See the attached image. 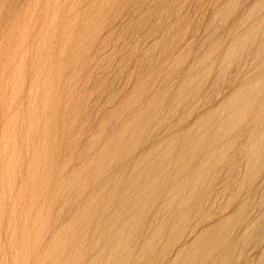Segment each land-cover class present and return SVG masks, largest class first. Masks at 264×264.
<instances>
[{"label":"rangeland","instance_id":"1","mask_svg":"<svg viewBox=\"0 0 264 264\" xmlns=\"http://www.w3.org/2000/svg\"><path fill=\"white\" fill-rule=\"evenodd\" d=\"M263 1L0 0V264H201L200 248L213 242L200 234L240 208L254 227L231 263L261 264ZM248 83L259 94L227 104ZM250 130L258 132L254 162Z\"/></svg>","mask_w":264,"mask_h":264},{"label":"bare ground","instance_id":"2","mask_svg":"<svg viewBox=\"0 0 264 264\" xmlns=\"http://www.w3.org/2000/svg\"><path fill=\"white\" fill-rule=\"evenodd\" d=\"M263 2H264V1H263ZM260 3H261V1H260ZM261 5H263V7H264V4H261ZM257 6H258V5H257ZM259 6H260V5H259ZM253 8H254V7H252V11H251V12H253ZM256 9H259V8L257 7ZM247 10H248V9H247ZM250 10H251V9H250ZM260 10H261V9H260ZM262 10H263V9H262ZM245 13H246V12H245ZM253 14H254V13H253ZM263 16H264V15H263ZM260 20H261V19H260ZM262 20H263V19H262ZM256 22H257V21H256ZM262 23H263V22H262ZM251 24H252V23H251ZM239 25H240V24H239ZM257 25H258V23H257ZM262 25H263V24H262ZM230 26H231V25H230ZM259 26H260V25H259ZM259 26H257V27H259ZM254 27H255V26H254ZM254 27H253V28H254ZM263 27H264V26H263ZM253 28H250V27H249L248 29H249L250 31H251V29H252V31H253ZM254 29H255V28H254ZM249 30H248V31H249ZM259 30H260V29H259ZM261 30H262V27H261ZM248 31H247V32H248ZM250 31H249V32H250ZM233 32L235 33V36H234V37L231 36V37L235 38L236 35H238V34H237L235 31H233ZM249 32H248V33H249ZM256 32H258V30H257ZM245 33H246V32H245ZM246 34H247V33H246ZM254 34H255V33H254ZM232 35H233V34H232ZM244 35H245V34H244ZM244 35H242V37H243ZM238 36H240V35H238ZM250 36H251V35H249V37H250ZM253 36L256 37V34L253 35ZM262 36H263V35H262ZM262 36L260 35V37H262ZM229 37H230V36H229ZM240 37H241V36H240ZM257 37H258V36H257ZM260 37H258V38L260 39ZM247 38H248V37H246V41H244V42H247ZM231 39H232V38H231ZM237 39H239V40H237V41H242V40H243V38H242V40H240L241 38H239V37H238ZM244 39H245V37H244ZM251 39H252V38H251ZM253 39H254V42H255V38H253ZM253 39H252V40H253ZM259 39H257L258 42H259ZM261 39H262V38H261ZM248 40H249V39H248ZM252 40H251V42H252ZM263 40H264V39H263ZM232 41H233V39H232ZM232 41H231V42H232ZM235 42H236V41H235ZM262 42H263V41H262ZM259 43H260V42H259ZM232 44H233V43H232ZM232 44H230V45H232ZM243 44L245 45V43H243ZM250 44H251V43H250ZM223 45H224V44H223ZM238 45H239V43L237 42V46H238ZM259 45H260V44H259ZM259 45H256V47L259 46ZM221 46H222V45H221ZM232 46H233V45H232ZM247 46H250V45H248V43H247ZM254 46H255V43H254ZM219 47H220V46H219ZM229 47H230V46H229ZM234 47H235V46H233V48H234ZM245 47H246V46H245ZM245 47H244L243 49H245ZM222 48H223V47H222ZM224 48H225V47H224ZM233 48H232V49L230 48V49H231L232 51H234L235 48H234V49H233ZM248 48H249V47H248ZM230 49H229V50H230ZM237 49H238V48H237ZM243 49H242V50H243ZM226 50H228V49H226ZM231 50H230V53L232 52ZM254 50H255V49H254ZM258 51H259V52H258ZM260 51H264V45H263V44H262V47L260 46L259 49L256 50L255 60H259L260 56L262 55V52H260ZM224 52H225V51H224ZM235 52H236V51H235ZM253 52H254V51H253ZM263 53H264V52H263ZM236 54H237V53H236ZM237 57H239V56H237ZM237 57H236V58H237ZM252 57H253V55H252ZM252 57H251V58H252ZM263 57H264V56H263ZM240 58H241V57H240ZM230 59H231V56H230ZM262 59H263V58H262ZM235 60H236V59H235ZM238 60H239V59H238ZM238 60H237V61H238ZM239 61H240V60H239ZM261 61H263V60H261ZM258 64H259V63H258ZM258 64H257V65H258ZM245 65H246V64H245ZM248 65H249V64H248ZM257 65H254V66H255V67H258ZM259 66H260V65H259ZM263 68H264V63L261 64V66L258 68L259 70H257V73L260 72ZM250 73H251V72H250ZM257 73H256V74H257ZM251 74H252V73H251ZM256 74H255V75H256ZM252 75H254V73H253ZM255 75H254V76H255ZM249 76H250V75H249ZM243 77H244V76H243ZM244 79H245V78H243V80H244ZM246 79H247V78H246ZM246 79H245V80H246ZM239 80H240V79H239ZM241 81H242V80H241ZM242 82H243V81H242ZM237 85H238V83H237ZM243 85H244V84H243ZM243 85H242V86H243ZM247 86H249L247 89H245V90L239 92V93H240L239 95H240L242 98H240L239 96H238V97H233L235 100H234L232 103H229L230 101L228 102V100H227V102H228L227 104H229V105L231 104V105H232L231 107H233V105H236V106L239 105V106H240V104H241V103H240V102H241L240 100H242V99L244 98V95L246 94V96H247L248 93H254V92H255V87L258 86V85L254 86V85L248 83ZM247 86H246V87H247ZM234 88H236V87H234ZM260 89H261V88H260ZM234 90H235V89H234ZM262 90H263V89H262ZM257 91H258V90H257ZM260 91H261V90H260ZM260 91H259V92H260ZM237 92H238V91H237ZM231 93H232V91H231ZM256 93H257V92H256ZM256 93H254V94H256ZM261 93H263V92L261 91ZM257 94H259V93H257ZM257 94H256V95H257ZM263 94H264V93H263ZM228 95L230 96V94H228ZM231 95H232V94H231ZM235 95H236V94H235ZM250 95H251V94H250ZM250 95H248V98H247V99H249V96H250ZM246 96H245V97H246ZM252 96H253V95H252ZM252 96H250V97H252ZM260 96L262 97L263 95L261 94ZM260 96H259V97H260ZM255 98H256V97H255ZM257 98H258V97H257ZM260 99H264V98H260ZM260 99H259V100H260ZM231 101H232V100H231ZM257 101H258V99H257ZM262 101H263V100H262ZM243 102H244V101H243ZM243 102H242V103H243ZM224 103L226 104L225 101H224ZM224 103H223V105L225 106ZM259 104H260V103H259ZM263 104H264V103H262L261 105H263ZM241 105H242V104H241ZM257 105H258V104H257ZM226 107H227V106H226ZM226 107H225V108H226ZM242 107H243V106H242ZM244 107H245V106H244ZM223 108H224V107H223ZM228 108H230V107L228 106ZM234 108H235V106H234ZM238 108H239V107H238ZM249 108H251V107H249ZM259 108L261 109V107H259ZM259 108L256 107V112L259 110ZM221 109H222V108H221ZM221 109H220V110H221ZM257 109H258V110H257ZM216 110H217V108H216ZM225 110H226V109H225ZM225 110H223V111L221 110V111L224 112ZM231 110H232V109H231ZM244 110H245V109H244ZM214 111H215V110H214ZM214 111H213V113H214ZM221 111H220V113H221ZM228 111H229V110H228ZM228 111H226V112H228ZM237 111H238V109H237ZM239 111H240V109H239ZM239 111H238V113H239ZM247 111H249V110H247ZM247 111H246V112H247ZM211 112H212V111H211ZM216 112H217V111H216ZM234 112H235V109H234ZM259 112H260V110H259ZM259 112H258V113H259ZM208 113H209V112H208ZM250 113H251V112H250ZM205 114H206V113H205ZM217 114H218V113H217ZM226 114H227V113H226ZM228 114H229V112H228ZM254 114H255V112H254ZM254 114H253V115H254ZM230 115H231V114H230ZM239 115H240V114H239ZM256 115H257V113H256ZM208 116H209V115H208ZM213 116H214V114H213ZM213 116H212V114H211L210 118L213 117ZM234 116H237V115L234 114ZM254 116H255V115H254ZM259 116H260V115H259ZM215 117H216V116H215ZM222 117H224V116L222 115ZM231 117H232V115L230 116V118H231ZM237 117H238V116H237ZM239 117H240V116H239ZM197 118H198V117H197ZM197 118H196V119H197ZM201 118H202V116H201ZM201 118L198 120V123L201 121ZM205 118L208 119L209 117H208V118L205 117ZM220 118H221V117H220ZM235 118H236V117H235ZM248 118H249V117H248ZM256 118H257V120H258V116H257ZM214 119H215V118H214ZM221 119H223V118H221ZM221 119H219V120L222 122ZM231 119H233V118H231ZM263 119H264V118H263ZM202 120H203V119H202ZM204 120H205V119H204ZM212 120H213V119H212ZM212 120H211V121H212ZM219 120L217 119L216 121H219ZM227 120H229V119H227ZM227 120H225V121H227ZM236 120H238V119H236ZM236 120H235V121H236ZM257 120H256V121H257ZM211 121H210V122H211ZM220 121H219V123H220ZM239 121H241V119H239ZM239 121H237V123H238ZM256 121L253 120V122H256ZM229 122L231 123V121H229ZM232 122H233V120H232ZM260 122H261V121H260ZM201 123H202V121H201ZM223 123H224V122H223ZM234 123H236V122H234ZM234 123H232V124H234ZM191 124H192V123H191ZM199 124H200V123H199ZM199 124H198V125H199ZM204 124H205V122H204ZM208 124H209V123H208ZM208 124H207V125H208ZM227 124H228V123H227ZM227 124H226V125H227ZM239 124H240V123H239ZM239 124H238V125H239ZM261 124H262V123H260L259 125H261ZM202 125H203V124H202ZM216 125H217V124H216ZM226 125H225V123H224L223 126H226ZM230 125H231V124H230ZM253 125H254V124H253ZM259 125H258V126H259ZM193 126H194V125H193ZM196 126H197V124H196ZM218 126H219V125H218ZM233 126H234V125H233ZM202 127H203V126H202ZM205 127H206V126H205ZM208 127H210V126H208ZM235 127H236V125H235ZM238 127H239V126H238ZM252 127H253V126H252ZM252 127H251V128H252ZM191 128H193V127H190V130H191ZM212 128H213V127H212ZM212 128H210V130H212ZM214 128H216V126H215ZM219 128H220V127H219ZM221 128H222V127H221ZM232 128H234V127L231 126V129H232ZM257 128H258V127H257ZM198 129H199V128H198ZM198 129H197V131H195V133H196V132H197V133H200ZM204 129H205V128H204ZM207 129H208V128H207ZM223 129H224V128H223ZM237 129H238V128H237ZM194 130H196V128H195ZM213 130H214V129H213ZM215 130H216V129H215ZM218 130H219V129H218ZM221 130H222V129H221ZM227 130H229V129H227ZM187 131H189V130H187ZM203 131L206 132V130H203ZM203 131H202V135H203V133H204ZM233 131H234V130H233ZM233 131H232V133H233ZM236 131H237V130H236ZM245 131H248V130H245ZM224 132H225V131H224ZM226 132H227V131H226ZM234 132H235V131H234ZM187 133H188V134H187ZM187 133H186V134H187L188 137H189V132H187ZM197 133H196V134H197ZM207 133H210V132H207ZM207 133H204V134L207 136ZM222 133H223V132H222ZM232 133H229V134H232ZM240 133H241V132H240ZM190 134H191V132H190ZM214 134H215V133H214ZM224 134L226 135V133H224ZM244 134H245V133H244ZM246 134H247V135H250L249 138H250V140H251V142H252L251 145H250V147H249V149H248L249 157H251L253 154L255 155V152H256V148H255V147H258V146H257V143H254L255 140H256V138H257V134H258V132L254 131V130H250L249 134H248V133H246ZM184 135H185V133H184ZM192 135H193V134H192ZM202 135H201V136H202ZM208 135H211V136H212L213 134H212V132H211V134H208ZM225 135H224V136L222 135V138H224ZM247 135H246V136H247ZM180 136H181V134H180ZM201 136L199 135V137H201ZM213 136H214V135H213ZM217 136H218V135H217ZM217 136H216V137H217ZM181 137H183V136H181ZM207 137H208V136H207ZM207 137H206V138H207ZM216 137H215V138H216ZM227 137H228V135H227ZM229 137H230V135H229ZM184 138H185V137H183L182 139H184ZM192 138H194V137H192ZM197 138H198V136H197ZM197 138H196V139H197ZM203 138H204V137H203ZM219 138H220V136H219ZM219 138L217 137L216 139H219ZM247 138H248V136H247ZM212 139H213V138H211V139H209V140H212ZM185 140H186V139H185ZM199 140H200V141H199ZM199 140H196V141H199L200 144H201V140H203V139L199 138ZM207 140H208V139H207ZM207 140H206V143H207ZM219 140H220V139H219ZM219 140H218L217 142H222V140H221V141H219ZM223 140H224V139H223ZM246 140H247V139H246ZM253 140H254V141H253ZM175 141H177V138H176ZM186 141H189V139L186 140ZM192 141H193V139H192ZM213 141H215V140H213ZM190 142H191V140H190ZM199 142H198V143H199ZM234 142H235V141H234ZM191 143H192V144H195L196 142H195V143H194V142H191ZM202 143H203V141H202ZM209 143H210V141H209ZM214 143H215V142H213V146L216 145V143H215V144H214ZM262 143H264V142H262ZM173 144H174V142H173ZM180 144H181V141H180L179 145H180ZM184 144H186V143H184ZM196 144H197V143H196ZM210 144H211V143H210ZM176 145H177V143H176ZM201 145H202V144H201ZM201 145H199V146H201ZM239 145H240V144H239ZM199 146H198V147H199ZM213 146H210V147H213ZM225 146H226V145H225ZM235 146H236V144H235ZM184 147H185V145H184ZM204 147H205V145H204ZM226 147H227V146H226ZM230 147H231V146H230ZM242 147H243V146H242ZM245 147H246V146H245ZM180 148H181V146H179V149H180ZM182 148H183V147H182ZM189 148H190V147H189ZM196 148H197V147H196ZM199 148H200V147H199ZM201 148H202V147H201ZM214 148H215V147H214ZM223 148H225V147H223ZM223 148H222V149H223ZM173 149H175V147H174ZM186 149H188V148H186ZM203 149H204V148H203ZM230 149H231V148H230ZM263 149H264V148H263ZM200 150H201V149H200ZM200 150H199V151H200ZM179 151L181 152V150H179ZM197 151H198V150H197ZM180 152H179V153H180ZM201 152H202V150H201ZM203 152H204V150H203ZM210 152H212V151H210ZM214 152H215V151H213V153H214ZM219 152H221V151H219ZM222 152H223V151H222ZM189 153H190V152H189ZM171 154H173V153H171ZM171 154H170V155H171ZM177 154H178V153H177ZM185 154H186V152H185V153H182V155H185ZM194 154H197V152H194ZM200 154H201V153H200ZM200 154H199V155H200ZM204 154H205V153H204ZM204 154H203V155H204ZM206 154H207V152H206ZM216 154H217V153H216ZM168 155H169V153H168ZM178 155H179V154H178ZM197 155H198V154H197ZM203 155L201 154L200 156H203ZM217 155H218V154H217ZM221 155H223V154H221ZM254 155L252 156L251 160H252V159H256V156H257V155L255 156V158H254ZM175 156H176V155H175ZM186 156H187V155H186ZM193 156H195V155H193ZM193 156H190V157L192 158ZM204 156H205V155H204ZM212 157H213V156H212ZM212 157H211V160H212ZM258 157H259V155H258ZM258 157H257V158H258ZM144 158H145V157H144ZM176 158H177V157H176ZM176 158H175V160H176ZM196 158H197L196 156H195V158L193 157V159H196ZM201 158L203 159V157H201ZM223 158H224V157H223ZM185 159H187V158H185ZM189 159H190V158H189ZM189 159H188V161H189ZM198 159H199V158H198ZM205 159H207V158H205ZM140 160H141V159H140ZM144 160H145V159H143V161H144ZM146 160H147V158H146ZM180 160H181V159H180ZM221 160H222V158H221ZM226 160H227V162H228V159H226ZM184 161H185V160H184ZM190 161H192V160L190 159ZM198 161H200L199 163H201V160H198ZM203 161H204V160H203ZM208 161H209V160H207L206 162H208ZM222 161H223V160H222ZM252 161L254 162L255 160H252ZM256 161H257V160H256ZM137 162H138V161H137ZM145 162H146V161H145ZM164 162H165V161H164ZM177 162H178V161H177ZM192 162L195 164L194 161H192ZM142 163H143V162H142ZM175 163H176V162H175ZM175 163H174V164H175ZM199 163L197 162V164H199ZM204 163H205V161H204ZM204 163H202L201 165H203ZM213 163H214V160H213ZM217 163H220V164H221V162H218V161H217ZM217 163H215V165L213 164V167L216 166ZM222 163H223V162H222ZM247 163H248V161H247ZM257 163H258V162H257ZM131 164H132V163H131ZM163 164H164V163H163ZM169 164H170V163H169ZM181 164H182V163H181ZM194 164H193V165H194ZM210 164H211V163H210ZM210 164H208V170H207V172L209 171V169L211 170V167L209 168V165H210ZM255 164H256V163H255ZM255 164H254V165H255ZM137 165H138V163H137ZM179 165H180V164H179ZM199 165H200V164H199ZM201 165H200V166H201ZM204 165H205V164H204ZM218 165H219V164H218ZM254 165H252V166H254ZM129 166H130V165H129ZM171 166H172V168H173V165H171ZM196 166H198V165H196ZM211 166H212V165H211ZM248 166H249V164H248ZM255 166H256V165H255ZM136 167H137V166H136ZM162 167H163V166H162ZM165 167H166V166H165ZM167 167H168V166H167ZM174 167H177L176 164L174 165ZM178 167H179V169H181L180 166H178ZM202 167H203V166H202ZM204 167H205V166H204ZM130 168H131V166H130ZM168 168H169V167H168ZM183 168H184V167H182L181 170H183ZM206 168H207V166H206ZM206 168H205V169H206ZM250 168L253 170V167H250ZM163 169H164V168H163ZM175 169H176V168H175ZM184 169H185V168H184ZM194 169H195V167H194ZM201 169H203V168H201ZM213 169H215V168H213ZM181 170H180V171H181ZM188 170H190V169H188ZM188 170H187V171H188ZM166 171H167V170H166ZM166 171H165V172H166ZM174 171L176 172V170H174ZM178 171H179V170H178ZM184 171H186V170H184ZM190 171H191V170H190ZM195 171H197V168L195 169ZM195 171H194V172H195ZM198 171H199V170H198ZM200 171H201V170H200ZM257 171H258V170H257ZM136 172H137V171H136ZM136 172H135V173H136ZM205 172H206V171H205ZM211 172H213V171L211 170ZM215 172H216V171H215ZM218 172H219V171H218ZM218 172H217V173H218ZM251 172H254V171H251ZM162 173H163L164 177H166L165 175H166L168 172H166V174H165L164 171H163ZM172 173H173V172H172ZM179 173H180V172H179ZM179 173H178V174H179ZM189 173H190V172H189ZM198 173H199V172H198ZM217 173H216V174H217ZM248 173L250 174L249 171H248ZM176 174H177V173H176ZM184 174H185V173H184ZM184 174H183V175H184ZM200 174H201V173H199V175H200ZM203 174L206 175V176H208V175H207L208 173L205 174V173L203 172ZM216 174H215V175H216ZM218 174H219V173H218ZM249 174H248V175H249ZM253 174H254V173H253ZM161 175H162V174H161ZM163 175H162V176H163ZM204 175H202V176H204ZM246 175H247V174H246ZM251 175H252V174H251ZM254 175H255V174H254ZM254 175H253V178H254ZM135 176H136V175H135ZM135 176H134V178H135ZM171 176H172V175H171ZM175 176H177V175H175ZM179 176H180V175H179ZM188 176H189V175H188ZM249 176H250V175H249ZM137 177H138V176H137ZM200 177H201V176H200ZM208 177H209V176H208ZM208 177H207V178H208ZM246 177H247V176H246ZM170 178H171V177H170ZM172 178H173V177H172ZM176 178H177V177H176ZM176 178H174V179H176ZM181 178H185V177H182V176H181ZM186 178H187V177H186ZM191 178L193 179V177H191ZM247 178H248V177H247ZM137 179H138V178H137ZM189 179H190V177H189ZM189 179H188V181H192V179H191V180H189ZM209 179H210V177H209ZM217 179H218V177H217ZM217 179H216V180H217ZM131 180H132V178H131ZM162 180H163V179H162ZM164 180H165V179H164ZM164 180H163V181H164ZM179 180H180V178H179ZM181 180H182V179H181ZM184 180H185V179H184ZM212 180H214V179H211V180H209V181H212ZM216 180H214L213 182H215ZM253 180H254V179H253ZM167 181H168V180H167ZM174 181H176V180H174ZM202 181H203V179H202ZM209 181H208V182H209ZM256 181H257V180H256ZM182 182H183V180H182ZM186 182H187V179H186ZM198 182H199V181H198ZM203 182H204V181H203ZM213 182L210 183L211 186H212V183H213ZM167 183H169V181H168ZM177 183H178V182H177ZM180 183H181V182H180ZM183 183H184V182H183ZM187 183H188V182H187ZM204 183H205V182H204ZM250 183H251V182H250ZM169 184H170V183H169ZM173 184H174V183H173ZM188 184H189V183H188ZM191 184H192V183H191ZM175 185H177V184H175ZM180 185H181V184H180ZM184 185H185V184H184ZM186 185H187V184H186ZM186 185H185V187H187ZM172 186H174V185H172ZM209 186H210V185H209ZM181 187H184V186H181ZM198 187H199V186H198ZM198 187H197V188H198ZM171 188H172V187H171ZM171 188H170V189H171ZM175 188H176V187H175ZM177 188H178V187H177ZM191 188H192V187H191ZM191 188H190V189H191ZM200 188H201V186H200ZM170 189H169V190H170ZM195 189H196V188H195ZM172 190H173V189H172ZM199 190H200V189H199ZM205 190H206V189H205ZM171 192H172V191H171ZM171 192H170V193H171ZM175 192H176V191H175ZM182 192H183V191H182ZM189 192H190V191H189ZM197 192H198V191H197ZM199 192H200V191H199ZM203 192H204V190H203ZM208 192H209V190H208ZM170 193H169V194H170ZM261 193H263V195H262V199H264V191L261 192ZM173 194H174V193H173ZM176 194H177V193H175V195H176ZM185 194H187V193H185ZM175 195H174V196H175ZM182 195H183V194H182ZM197 195H198V194H197ZM204 195H206V194H204ZM204 195H203V196H204ZM172 196H173V195H172ZM180 196H181V195H180ZM180 196H179V197H180ZM177 197H178V195H177ZM179 197H178V199H179ZM186 197H187V196H186ZM186 197L184 198V195H183V198H184L185 200H186ZM188 197H189V196H188ZM188 197H187V199H189ZM190 198H192V197H190ZM259 198H260V197H259ZM178 199H174V201H175V200H178ZM260 199H261V198H260ZM164 200H165V199H164ZM164 200H163V201H164ZM169 200H170V199H169ZM172 200H173V199H172ZM180 200H181V199H180ZM180 200L178 201V203L180 202ZM189 200H190V199H189ZM189 200H188V201H189ZM198 200H199V199H198ZM203 200H204V199H203ZM203 200H202V201H203ZM206 200H207V199H206ZM158 201H159V200H158ZM174 201H172V202H174ZM190 201H191V200H190ZM190 201H189V203H190ZM213 201H214V200H213ZM160 202H161V199H160ZM165 202H167V201H165ZM172 202H171V203H172ZM176 202H177V201H176ZM186 202H187V201H186ZM198 202H200V201H198ZM163 203H164V202H163ZM163 203H162V204H163ZM168 203H169V202H168ZM180 203H181V202H180ZM182 203H183V202H182ZM191 203H192V202H191ZM200 203L203 204L202 202H200ZM158 204H161V203H158ZM162 204H161V205H162ZM172 204H173V203H172ZM195 204H196V203H195ZM201 204H199V207H202V206H200ZM214 204H215V203H214ZM216 204H217V203H216ZM166 205H167V203H166ZM178 205H180V204H178ZM178 205H177V206H178ZM187 205H188V204H187ZM250 205H251V204H250ZM250 205H249L248 207H250ZM154 206H155V205H154ZM158 206H159V205H158ZM175 206H176V205H175ZM177 206H176L175 208H177ZM190 206H191V205H190ZM213 206H215V205H213ZM161 207H162V206H161ZM169 207L172 209L171 206H169ZM169 207H168V208H169ZM183 207H184V206H183ZM185 207H186V206H185ZM191 207H192V206H191ZM199 207H197V208H199ZM245 207H246V206H245ZM248 207H247V209H248ZM164 208H165V206H164ZM170 208H169V209H170ZM173 208H174V207H173ZM186 208H188V207H186ZM203 208H204V207H203ZM211 208H212V207H211ZM157 209L159 210L160 207L157 208ZM184 209H185V208H184ZM184 209L182 208V210H184ZM212 209H213V208H212ZM158 210H157V211H158ZM162 210H164V209L162 208ZM180 210H181V209H180ZM182 210H181V211H182ZM186 210H187V209H186ZM192 210H193V208H192ZM192 210H191V213H192ZM196 210H197V209H196ZM219 210H220V209H219ZM222 210H224V208H223ZM226 210H227V209H226ZM143 211H144V210H143ZM175 211H176V210H175ZM189 211H190V210H189ZM194 211H195V210H194ZM194 211H193V212H194ZM214 211H215V210H214ZM163 212H164V211H163ZM170 212H171V210H170ZM202 212H203V210H202ZM202 212H201V215H202ZM212 212H213V211H212ZM217 212H218V211H217ZM156 213H157V212H156ZM159 213H161V211H160ZM191 213H190V215H191ZM194 213H195V212H194ZM220 213H221V212H220ZM247 213H248V211H247L246 209H243V208L241 209V208H240V210L234 211V212H233L231 215H229L228 217H226V216H227V215H226V216H225L226 218H225L224 220H222V221L219 222L218 224L216 223L215 226H213V227L210 228L209 230H206V231H204V232H202V233L200 234V236H199V241H201V242H205V243H208V242L211 243V242H213V244H210L211 247H208V246H207L206 248H205V247H201V248H200V250H201L202 253L207 252V255H206L207 258H205L204 261H202L201 264H229V263L232 264V263H231V260H232V258H233L232 255H233L234 252L237 250V248H238V246H239L240 244L242 245V243H243L244 241H246L247 239H249L247 236H245V234H246V232L251 231V230L253 229V227H254L253 225H250V224L248 223V220H246L245 217H246ZM144 214H145V212H144ZM166 214H167V213H166ZM170 214H172V213H170ZM187 214L189 215V212H188ZM205 214H206V213H205ZM207 214H208V213H207ZM213 214H214V213H213ZM221 214H222V213H221ZM224 214H225V213H224ZM135 215H137V214H134V216H135ZM140 215H141V214H140ZM140 215H139V216H140ZM148 215H149V213H148ZM161 215H162V213H161ZM164 215H165V214H164ZM178 215H179V214H178ZM181 215H183V217H184V213L181 214ZM194 215H195V214H194ZM194 215H193V216H194ZM196 215H197V214H196ZM198 215H199V214H198ZM142 216H143V215H142ZM185 216H186V215H185ZM193 216H192V217H193ZM204 216H205V215H204ZM120 217H121V216H120ZM136 217H137V216H135V219H136ZM140 217H141V216H140ZM159 217H160V215H159ZM164 217H165V216H164ZM168 217H169V216H168ZM186 217H188V216H186ZM194 217H195V216H194ZM223 217H224V216H223ZM129 218H130V217H129ZM138 218H139V217H138ZM143 218H144V217H143ZM146 218H148V217H147V214H146ZM161 218H163V217L161 216ZM161 218H160V219H161ZM171 218H172V216L170 217V219H171ZM173 218H175V217L173 216ZM202 218H203V217H202ZM202 218H201V219H202ZM206 218H207V217H206ZM139 219H141V218H139ZM139 219H138V220H139ZM185 219H186V218H185ZM203 219H204V218H203ZM113 220H114V219H113ZM119 220H120V219H119ZM128 220H129V219H128ZM146 220H147V219H146ZM174 220H176V219H174ZM182 220H183V219H182ZM191 220H193V219H191ZM194 220H196V219H194ZM194 220H193V221H194ZM115 221H117V220H115ZM115 221H114V222H115ZM131 221H132V219H131ZM158 221H159V220H158ZM177 221H178V220H177ZM179 221H180V220H179ZM185 221H186V220H184V222H185ZM205 221H206V219H205ZM250 221H251V220H250ZM250 221H249V222H250ZM156 222H157V221H156ZM165 222H166V221H165ZM190 222H191V221H190ZM142 223H143V222H142ZM166 223H167V222H166ZM166 223H165V224H166ZM160 224H161V223H160ZM184 224H185V223H184ZM193 224H194V223H193ZM115 225H116V223H115ZM128 225H129V224H128ZM140 225H141V224H140ZM140 225H139V226H140ZM154 225H155V224H154ZM156 225H157V223H156ZM161 225H162V224H161ZM176 225H177V223H176ZM181 225H182V224H181ZM189 225H190V223H189ZM189 225H187V226L189 227ZM195 225H196V224H195ZM199 225H200V224H199ZM241 225H242V226H241ZM117 226L119 227V225H116V227H117ZM170 226H172V225H170ZM178 226H179V225H178ZM191 226H192V225H191ZM201 226H202V225H201ZM141 227H143V225H142ZM154 227H155V226H154ZM159 227H160V225H159ZM165 227H166V226H165ZM172 227H173V226H172ZM183 227H184V226H183ZM188 227H186V228H188ZM198 227H199V226H198ZM240 227H243V229L245 228V232H244V234H242V236H239V237H237L236 239H231L230 241L226 239V236H227V234L229 235V232H230V233L233 232V234H234V232L237 231L238 229H240ZM124 228H125V227H124ZM124 228H123V229H124ZM126 228H127V227H126ZM126 228H125V230H126ZM156 228H157V226H156ZM175 228H176V227H175ZM175 228H174V230H175ZM179 228H180V227H179ZM192 228H193V227H192ZM204 228H205V227H204ZM204 228H203V229H204ZM119 229H121V228H119ZM123 229H121V230H123ZM157 229H158V228H157ZM164 229H165V228H164ZM170 229H172V228H170ZM176 229H177V228H176ZM180 229H181V228H180ZM205 229H206V228H205ZM140 230H141V229H140ZM166 230H167V229H166ZM178 230H179V229H177V231H178ZM119 231H120V230H119ZM119 231H118V234H119ZM158 231H159V230H158ZM169 231H170V230H169ZM181 231H182V230H180V233L183 232V231H182V232H181ZM188 231H189V229H188ZM120 232H121V231H120ZM147 232H148V231H147ZM152 232H154V231H152ZM167 232H168V230H167ZM175 232H176V231H175ZM184 232H186V231H184ZM200 232H201V231H200ZM157 233H158V232H157ZM169 233H170V232H169ZM171 233H173V231H172ZM180 233H179V234L177 233V234H178V237H179ZM139 234H140V233H139ZM143 234H144V233H143ZM147 234H148V233H147ZM158 234H159V233H158ZM177 234H176V235H177ZM189 234H190V233H189ZM192 234H193V232H192ZM141 235H142V234H141ZM153 235H154V234H153ZM153 235H152V236H153ZM159 235H160V234H159ZM163 235H164V234H163ZM172 235H173V234H172ZM174 235H175V234H174ZM193 235H194V234H193ZM197 235H198V234H197ZM138 236L140 237V235H138ZM161 236H162V235H161ZM164 236H165V235H164ZM187 236L189 237V235H187ZM115 237H117V236H115ZM141 237H142V236H141ZM156 237H157V235H156ZM162 237H163V236H162ZM162 237H161V238H162ZM170 237H171V235H170ZM170 237H169V238H170ZM182 237H183V236H182ZM230 237H231V236H230ZM146 238H147V237H146ZM153 238H155V237H153ZM167 238H168V237H167ZM167 238H166V239H167ZM172 238H173V236H172ZM184 238H185V237H184ZM191 238H192V237H191ZM194 238H195V237H194ZM144 239H145V238H144ZM151 239H152V237H151ZM151 239H149L150 242H151ZM166 239H165V240H166ZM176 239H177V237H176ZM181 239H182V238H181ZM181 239H180V240H181ZM185 239H187V237H186ZM185 239H184V240H185ZM146 240H147V239H146ZM149 240H147V241H149ZM153 240H154V239H152V241H153ZM173 240H175V239H173ZM173 240H172V241H173ZM184 240H183V241H184ZM187 240H188V239H187ZM192 240H193V239H192ZM167 241H168V240H167ZM167 241H166V242H167ZM178 241H179V240H178ZM189 242H190V241H189ZM214 242H216L217 245H216ZM145 243H146V246H147V243H148V242H145ZM171 243H172V242H171ZM171 243H170V245L173 244V243H172V244H171ZM176 243H177V242H176ZM187 243H188V242H187ZM245 243H246V242H245ZM143 244H144V243H143ZM151 244H152V243H151ZM182 244H183V243H182ZM182 244H181V245H182ZM141 245H142V244H141ZM153 245H155V244H153ZM173 245H174V244H173ZM210 245H209V246H210ZM146 246H145V247H146ZM157 246H158V245H157ZM142 247H143V245H142ZM155 247H156V245H155ZM169 247H170V246H169ZM182 247H183V246H182ZM239 247H240V246H239ZM153 248H154V247H153ZM167 248H168V247H167ZM140 249H141V247H140ZM140 249H139L138 251H136V252L139 253V251H141ZM142 249H143V248H142ZM144 249H145V248H144ZM148 249H149V248H148ZM148 249H147V250H148ZM174 249H175V247H174ZM174 249H173V250H174ZM238 249H239V248H238ZM147 250H146V251L144 250V251L146 252V254L148 253ZM152 250H153V249H152ZM162 250H163V249H162ZM181 250H182V249H181ZM186 250H187V249H186ZM124 251H125V250H124ZM160 251H161V250H160ZM163 251H164V250H163ZM171 251H172V247H171ZM169 252H170V251H169ZM175 252H176V251H175ZM175 252H174V253H175ZM177 252H178V251H177ZM177 252H176V253H177ZM157 253L159 254V251H158ZM157 253H156L155 255H157ZM161 253H162V252H161ZM115 254H116V253H115ZM115 254H114V255H115ZM136 254H137V253H136ZM143 254H145V253L143 252ZM153 254H154V253H153ZM167 254H169V253H167ZM167 254H166V255H167ZM178 254H179V253H178ZM192 254H193V255L183 256V257H182V260H183V258H184V259H188V257H190V258L194 257V256H195V253H192ZM114 255H113V257H114ZM137 255H139V254H137ZM150 255H151V254H150ZM150 255H149V256H150ZM155 255H154V256H155ZM162 255H165V254L162 253ZM169 255H171V254H169ZM183 255H184V254H183ZM174 256H175V255H174ZM176 256H177V255H176ZM176 256H175V257H176ZM116 257L118 258L117 254H116ZM141 257H142V255H141ZM146 257H147V256H146ZM156 257H157V256H156ZM156 257H155V258H156ZM167 257H168V256H167ZM167 257H166V258H167ZM203 257H204V256H203ZM134 258H138V257L135 256ZM142 258H143V257H142ZM148 258H149V257H148ZM138 259H139V258H138ZM149 259H150V258H149ZM161 259H162V258H161ZM174 259H176V258H174ZM174 259H173V260H174ZM116 260H117V259H116ZM132 260H133V257H132ZM145 260H146V259H145ZM154 260H155V259H154ZM165 260H166V259H165ZM167 260H168V259H167ZM167 260H166V261H167ZM170 260H171V259H170ZM201 260H202V258H201ZM206 260H207V261H206ZM126 261H127V260H126ZM130 261H131V260H130ZM148 261H150V260H148ZM148 261H147V263H148ZM161 261H162V260H161ZM195 261H196V259H195ZM136 262H141V261H136ZM150 262H153V261L151 260ZM150 262H149V263H150ZM162 262H163V261H162ZM162 262H161V263H162ZM169 262H170V261H169ZM171 262L173 263V261H171ZM197 262H199V260H198ZM127 263H129V261H128ZM134 263H135V261L133 262V264H134ZM130 264H132V263H130ZM155 264H156V262H155ZM166 264H167V263H166ZM190 264H191V263H190ZM193 264H194V263H193ZM261 264H264V260L261 262Z\"/></svg>","mask_w":264,"mask_h":264}]
</instances>
